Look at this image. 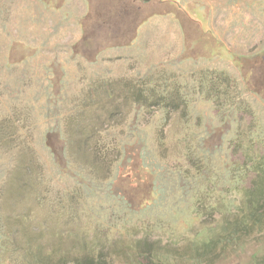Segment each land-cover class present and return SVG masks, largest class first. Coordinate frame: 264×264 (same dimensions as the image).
I'll return each mask as SVG.
<instances>
[{"label":"rangeland","instance_id":"1","mask_svg":"<svg viewBox=\"0 0 264 264\" xmlns=\"http://www.w3.org/2000/svg\"><path fill=\"white\" fill-rule=\"evenodd\" d=\"M15 1L8 31L0 19V264H264L263 234L217 244L239 195L236 134L251 129L264 146V0H92L115 25L141 7L135 104L65 83L55 95L58 77L45 93L17 92L14 78L47 67L45 53L17 48L54 42L41 29L46 4L26 15ZM71 8L57 47L69 44ZM180 18L205 34L184 54ZM22 104L40 116L21 119Z\"/></svg>","mask_w":264,"mask_h":264},{"label":"crops","instance_id":"2","mask_svg":"<svg viewBox=\"0 0 264 264\" xmlns=\"http://www.w3.org/2000/svg\"><path fill=\"white\" fill-rule=\"evenodd\" d=\"M31 1L38 5H41V3L46 4L43 5L44 10H41V12H43V17L46 18V20L43 19V22L45 24L48 22V25H44L41 29H43L46 37L51 38V42H54V44L34 46L25 44L17 48L25 54L29 52L45 53L46 56H43V58L47 64V67L41 66L44 68H39L42 70H38L37 75L30 76L29 72H22L19 79L16 78L15 80L14 78L15 82H20L23 85L19 90L16 89L17 92L24 93V95H28L31 91L34 95L40 92L45 93L44 80L58 77L60 80L58 82L54 81L58 84V87L54 90L55 95L62 94L61 89L65 83L69 84L68 94L74 92L76 95H80L81 98H85L84 95L91 94L93 95L92 98L95 97L97 100H123L132 101L133 104L140 100L143 65L135 50L139 51V46L135 40L141 20L132 21L141 13L140 6L135 8V13L129 15L131 25L124 23V18L120 19L116 16V13L114 18L117 17L119 22L115 25L110 24L111 19L107 20L105 14L98 15L93 11L95 5L92 4V0H20L19 4H23L22 14H24V11L26 15L29 14ZM17 3L15 0H0V19L6 22V28L3 27V30L8 31L9 24L7 22L13 20L14 16L11 15L15 14L14 5ZM67 5L72 6L69 9L71 20L69 23L71 32L69 33V44L57 47L56 41L59 38V42L62 41V31L59 24L61 11ZM79 5L85 8L84 12H80ZM159 6L160 9L164 7L163 4H159ZM167 11L169 10L165 9L157 16L161 19L166 18L170 15ZM147 12L148 10L146 15ZM180 22L179 33H181L184 42V54L190 38L194 39L195 35L202 36L205 34L202 25L194 20L188 18L184 23L180 18ZM201 36L199 37L201 38ZM12 49L14 50V48ZM121 50L122 52H120ZM126 51L128 53L124 54ZM2 52H8V50H2ZM29 59L30 57L27 55L26 60H23L24 68L31 63ZM47 68L52 70L53 75L49 72L50 74L47 77ZM39 81H41V84H39ZM4 84L5 87H3ZM4 84L2 85V80H0V87H3L2 90L0 88V94L1 91L5 94L9 93L8 83L5 81ZM30 85L34 87H30ZM35 85H38V87H35ZM98 95L102 97H96ZM8 107L6 115L11 117L14 113L12 111V114H10ZM20 107L16 115L22 117L21 119L32 115L40 116L38 108L34 107V110H30L28 109L29 106L24 108L23 104ZM134 107L135 105L133 106L135 110Z\"/></svg>","mask_w":264,"mask_h":264},{"label":"trees","instance_id":"3","mask_svg":"<svg viewBox=\"0 0 264 264\" xmlns=\"http://www.w3.org/2000/svg\"><path fill=\"white\" fill-rule=\"evenodd\" d=\"M253 136L251 129L239 130L236 134L235 149L241 153L242 161L236 164L237 174L232 182L236 183L234 192L239 195L236 201L235 198L228 200L229 207H236V212L231 223L226 220L224 233L217 244L241 242L251 235H264V155L259 152L261 146L264 150V146ZM249 174L252 178L247 181ZM93 261L94 258H90L79 264H94Z\"/></svg>","mask_w":264,"mask_h":264}]
</instances>
